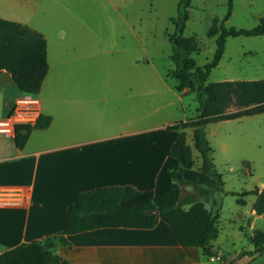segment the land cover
I'll return each mask as SVG.
<instances>
[{
	"label": "rangeland",
	"instance_id": "374dc122",
	"mask_svg": "<svg viewBox=\"0 0 264 264\" xmlns=\"http://www.w3.org/2000/svg\"><path fill=\"white\" fill-rule=\"evenodd\" d=\"M180 1L0 0V5L9 17L28 19L46 36L49 69L35 96L41 111L54 116L55 128H64L65 96L71 92L88 104L79 124L107 134L195 117L194 93L175 92V80L166 75L174 66L168 36L175 30L171 18L178 17ZM186 10L183 37L194 47L190 56L196 65L203 66L216 47V35H209V30L219 24L243 29L256 26L264 17V0H233L226 20L228 0H190ZM5 74L0 80V114L4 103L18 96V90H10L12 81ZM260 79H264V36H236L226 39L224 53L207 81ZM205 132L223 187L208 197L193 187L192 183L209 187L213 180L199 171L201 158L188 134L194 165L184 173L192 183L182 186V196L192 194L204 201L218 223L212 242L214 259L199 255L198 260L203 264H264V253L255 259L240 255L254 249L252 241L264 230V214L253 213V196H239L264 183V112L209 123ZM7 175L0 168V182ZM1 193L0 203L8 198ZM12 198L16 197L8 199ZM4 234L0 230V236ZM64 248L58 246L59 253Z\"/></svg>",
	"mask_w": 264,
	"mask_h": 264
},
{
	"label": "crops",
	"instance_id": "0c3cea01",
	"mask_svg": "<svg viewBox=\"0 0 264 264\" xmlns=\"http://www.w3.org/2000/svg\"><path fill=\"white\" fill-rule=\"evenodd\" d=\"M0 18L26 24L46 39L28 19L9 17L1 5ZM5 73L0 71V80ZM13 89L17 90L12 82L10 90ZM15 98L4 103L0 119L9 114ZM65 104L62 131L55 128L52 114L41 111L51 118L49 125L32 130L22 148L16 147L14 137L0 134V168L8 172L0 182V192L8 198L16 197L0 203V230L6 233L0 236V246L5 247L0 253L61 232L65 210L81 192L130 185L138 194L122 205H134L166 193L170 172L180 169L177 160L169 155L175 131L167 128L177 122L106 134L79 124L83 107L88 106L84 97L69 92ZM188 134L192 141L189 128L185 129V137L192 151L193 141L191 146ZM186 170L189 169H182V175L191 182L184 176ZM66 239L67 245H58L65 247L60 250L63 253H59L58 246L54 252L70 264H203L198 260L199 255L204 256L202 250L180 246L162 218L151 229L102 228L67 235Z\"/></svg>",
	"mask_w": 264,
	"mask_h": 264
},
{
	"label": "trees",
	"instance_id": "16d2710c",
	"mask_svg": "<svg viewBox=\"0 0 264 264\" xmlns=\"http://www.w3.org/2000/svg\"><path fill=\"white\" fill-rule=\"evenodd\" d=\"M232 1L228 0L224 20L231 14ZM189 6L190 0H181L178 3V17L171 18L175 30L168 36V40L172 46L170 60L174 66L167 70L166 75L175 80L173 89L176 92L194 93L198 106L195 117L167 127L175 131L169 155L180 165L179 170L170 172L167 192L129 206L122 205V202L138 194L137 189L130 185L81 192L66 208L65 226L61 232L2 251L0 264H70L54 252L58 245L68 244L67 235L102 228L151 229L160 218L164 219L180 246L197 247L204 256H213L211 242L218 234L217 217L213 209L208 208L204 201L196 200L192 194L182 196V186L188 183L182 175V169H190L194 165L191 148L186 143L185 129H191L193 147L200 155L199 171L213 180L211 189L196 183H192L193 187L203 197L222 191L221 175L212 162V148L206 138L205 127L220 120H235L263 113L264 79L207 80L224 53L226 39L264 36V17L250 29L226 28L222 24L217 29L211 28L209 35H216L213 57L203 66H197L190 56L194 47L183 37L188 19L186 8ZM48 69L47 42L44 36L26 24L0 18V71L9 73L15 88L20 93L38 94ZM50 121L49 116L41 113L34 126H16V147L22 148L32 130L43 129ZM241 195L254 197L251 209L255 215L264 213V185L243 191ZM241 202L238 199L237 203L241 205ZM156 210L158 215L153 213ZM252 244L254 249L242 252V257L251 256L255 259L264 253V230L257 232Z\"/></svg>",
	"mask_w": 264,
	"mask_h": 264
},
{
	"label": "built area",
	"instance_id": "2783aa9c",
	"mask_svg": "<svg viewBox=\"0 0 264 264\" xmlns=\"http://www.w3.org/2000/svg\"><path fill=\"white\" fill-rule=\"evenodd\" d=\"M41 115L40 101L32 94L20 93L13 101L9 114L0 119V134L14 137L18 125L34 126ZM246 171L249 168L245 167ZM218 258V257H217ZM211 259H214L211 257Z\"/></svg>",
	"mask_w": 264,
	"mask_h": 264
},
{
	"label": "water",
	"instance_id": "95a60500",
	"mask_svg": "<svg viewBox=\"0 0 264 264\" xmlns=\"http://www.w3.org/2000/svg\"><path fill=\"white\" fill-rule=\"evenodd\" d=\"M153 213H154L155 215H158V213H159V212H158V210H156V211H155V212H153Z\"/></svg>",
	"mask_w": 264,
	"mask_h": 264
}]
</instances>
